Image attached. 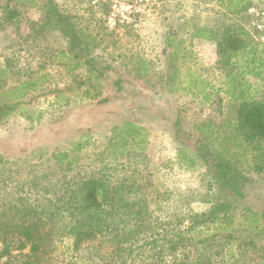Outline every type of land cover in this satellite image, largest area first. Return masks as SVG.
<instances>
[{
	"label": "rangeland",
	"instance_id": "1",
	"mask_svg": "<svg viewBox=\"0 0 264 264\" xmlns=\"http://www.w3.org/2000/svg\"><path fill=\"white\" fill-rule=\"evenodd\" d=\"M46 1L0 0L20 11L15 24L0 29V101L22 81L37 83L24 100V116L18 108L0 118L1 218L21 219L29 207L41 218L52 217L61 236L56 258L69 264L76 193L97 178L121 200L106 207L116 242L139 213L148 226L138 238L158 240L137 263L164 264L157 253L150 257L164 244L168 222L209 219L213 208L229 204L222 220L196 230L195 253L203 264H264V145L251 146L240 136L235 99L245 91L264 98V72L242 73L247 66L238 69L233 62L242 64L251 54H221L218 46L233 32L264 58V0H56L94 47L103 75L96 84L105 92L99 99L81 97L86 88L80 83L94 79L86 65L67 58L68 39L31 25L42 19ZM125 120L145 127L146 149L127 150L114 160L113 150L101 151L112 127ZM79 139L83 148L70 157L80 162H57L55 153L71 150ZM199 139L213 156L237 162L248 177L242 196L216 182L211 160L197 157ZM8 236L6 243L0 238V264H22L28 250ZM95 245L82 251L79 264L113 251L107 239Z\"/></svg>",
	"mask_w": 264,
	"mask_h": 264
},
{
	"label": "trees",
	"instance_id": "2",
	"mask_svg": "<svg viewBox=\"0 0 264 264\" xmlns=\"http://www.w3.org/2000/svg\"><path fill=\"white\" fill-rule=\"evenodd\" d=\"M0 8H2L0 29L5 24H15L20 15L18 8L10 6L7 2L0 4ZM31 25L37 26L38 33L47 29L57 31L68 39L70 52H68L67 58L77 59V65H86L89 80L92 77V80L95 81L91 85L85 84V82L80 83L86 88V95L81 97L83 99L101 98L105 93L104 87L96 83L102 80L103 75L100 72L97 58L93 57L94 47L90 44L91 41L82 36L73 17L63 12L56 0H47L44 3L42 19L32 21ZM224 35L218 40L219 52L221 54L233 52L244 57H246L244 52L251 54L245 58L242 64L238 60L233 63L238 65V69L247 66L248 69L242 72L244 74L250 73L254 76H260L264 72V58H256L259 54L258 48L243 47V43L235 37L233 32ZM205 36L217 39L209 32ZM171 39L170 36H167L168 46L172 44ZM61 53L66 54L64 51ZM238 69L235 71L238 72ZM36 88L37 83L35 81H22L10 89L7 92L8 98L4 102L0 101V118L17 111L18 108H21L20 114L24 116V105H26L24 100ZM244 93L235 96L236 101H239L236 108L238 132L244 141L251 146H253V142L264 145V98H257ZM232 97L234 98V95ZM21 104L22 107H20ZM146 143L145 127L132 120H125L123 123L112 127L108 142L101 153H105L107 149L113 150L114 160H117L125 157L127 150L136 148L144 151ZM71 144V150L55 153L56 161L62 165H75L80 162V157L76 155L70 157V154L79 152L83 148L84 141L79 139ZM195 146L198 158L213 162L211 167H213V176L216 182L221 184L224 189L233 192L234 195L242 196L244 194L242 188L248 182V177L244 175L237 162L221 154L213 156L211 148L202 139L197 140ZM76 197L79 203L71 212L74 218L70 224L69 235L72 237L71 249L73 254L69 264H79L81 255H83L82 251L90 248V246H96L97 242L104 239L112 242L113 251H107L104 254L98 252L93 255L89 254L92 256L86 257V264H135L137 257H143V259L149 257L142 251L144 248H156L157 239H150L148 236L138 238L144 231L143 227L148 226V222L142 213L129 218L130 222L127 223V229L124 230L125 236L116 242L117 236H112L114 222L110 221L112 215L108 213L106 207L111 204L113 209L116 204L118 206L121 200L116 199L113 192L109 190V186L104 185L101 180L91 178L84 181L78 189ZM124 202L128 201L123 200ZM229 206V204H223L213 208L210 218L202 219V221L194 219L186 223L183 221L168 222V227L162 237L164 244L159 251L151 253L150 259H154L157 253L158 257H162L164 264L206 263V260H201L194 251L197 245L194 233L201 225L209 226V224L222 220L228 214ZM35 210L36 208L29 207L22 211L21 219L9 217L6 219L0 216V238L6 243L9 234L17 236L19 241L17 248L28 250L22 264H60L56 258V250L57 241L61 239V236H57L54 230L56 222L50 216L47 219L41 218ZM130 215L132 216V214ZM207 240L205 239L203 243ZM9 248L8 244H5L3 252L9 253ZM136 252L138 254L135 256ZM137 264L151 263L141 260V263Z\"/></svg>",
	"mask_w": 264,
	"mask_h": 264
}]
</instances>
